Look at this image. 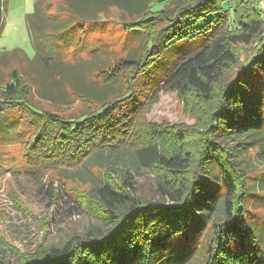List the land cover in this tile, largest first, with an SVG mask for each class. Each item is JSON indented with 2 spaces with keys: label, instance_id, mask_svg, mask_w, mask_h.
<instances>
[{
  "label": "trees",
  "instance_id": "obj_1",
  "mask_svg": "<svg viewBox=\"0 0 264 264\" xmlns=\"http://www.w3.org/2000/svg\"><path fill=\"white\" fill-rule=\"evenodd\" d=\"M3 4L0 0V31ZM257 5L259 0L34 1L26 21L34 62L46 73L41 72L40 81L55 79L63 91L72 88L97 108L71 120L42 111L30 99L27 80L11 70L9 81L0 82V119L9 110L35 115L39 122L26 148L32 158L64 155L73 162L76 150H83L87 157L90 153L85 163L94 168L93 161L105 153L113 156L108 135L119 142L121 135L130 138L127 121L137 116L140 102L154 103L160 92L174 91L182 98L192 93L213 105L193 153L167 156L155 144L113 150L128 163L118 160L122 169L159 166L175 174L165 184L158 182L159 198L132 195L129 170L123 171L119 187L104 176L89 195L100 207L105 231L73 235L59 246L17 257L16 264H182L207 226L198 264H264L257 231L244 213L247 171L240 163L245 158L235 154L256 142L264 153V18ZM112 8L120 11L130 41L124 54L109 63L110 78L96 86L100 80L84 76L89 66L68 64L57 57V48L77 33L104 25L101 17ZM191 41L194 45L186 46ZM254 41L250 56L240 61L232 46ZM96 62L91 63L94 71L104 67ZM73 66L86 68L73 73ZM63 91L55 90L60 96ZM218 208L219 220L214 218ZM0 264H6L1 257Z\"/></svg>",
  "mask_w": 264,
  "mask_h": 264
},
{
  "label": "rangeland",
  "instance_id": "obj_2",
  "mask_svg": "<svg viewBox=\"0 0 264 264\" xmlns=\"http://www.w3.org/2000/svg\"><path fill=\"white\" fill-rule=\"evenodd\" d=\"M34 1L4 0V19L0 31V82L9 81V73L14 69L30 84V99L40 110L55 112L70 120L94 111L97 105L75 93L72 88L63 91L62 85L55 83V79L46 81L44 78L40 81L43 79L41 72L46 73L34 62V48L26 21L27 14L33 11ZM257 8L264 18V9L258 5ZM119 17V10L110 9L101 17L105 21L104 25L94 26L86 34L77 33L68 38V43L57 48V57L68 60V64H86L90 67L84 75L88 76L87 80L90 77L98 79L100 81L96 86H103L102 82L111 76L109 63L113 57L124 54L130 41L129 28ZM256 43L250 44L252 46L239 43L232 48L239 60L243 61L250 56L251 48ZM192 45L194 41L186 46ZM92 48H96L93 51L95 56L90 58ZM93 61L104 67L94 71ZM82 67L73 66L71 71L75 73ZM34 80L38 83L34 84ZM88 83L93 87L91 82ZM57 88L58 92L63 91L62 96L55 92ZM95 89L102 90L104 87ZM140 104L137 116L127 121L131 127L128 133L130 138L126 134L125 137L121 135L122 142H119L117 136L108 135V138H113L109 143L113 146L108 149L113 152V156L109 158L105 153V157L103 155L100 160L93 161L94 168L92 163H85L90 153L87 157L83 150H76L78 159L73 162L64 155L50 157L49 161H46L47 157L41 160L32 158L30 150L26 148L31 145L33 128L39 122L34 114L27 117L9 110L0 119V257L6 264H16L19 256L59 246L73 235L89 233L95 236L104 232L106 225L99 218L100 207L89 195L91 188L99 184L104 176H108L110 182L119 187L123 171L129 170V180L132 182L129 190L132 195L152 200L159 198L158 182L165 184L164 181L175 177V174L159 166L135 168L132 165V168L122 169L123 166L116 163H121L118 162L121 158L124 162L126 160L113 150L118 147L117 150L122 153L120 146L130 149L155 144L167 156L193 153L197 146L198 130L203 127L213 104L192 93L182 98L174 91L160 92L156 102ZM247 146L246 149L236 150L235 154L245 158L240 165L247 171L243 172L246 174V188L251 194L247 192L245 196L248 206L244 213L246 220L257 231L264 260V153L257 142L256 146ZM106 166L112 167L105 170ZM214 215L215 219L221 218L219 208L214 211ZM209 232L210 226H207L203 238L198 240V244L194 243L197 247L182 264H198L201 261Z\"/></svg>",
  "mask_w": 264,
  "mask_h": 264
},
{
  "label": "built area",
  "instance_id": "obj_3",
  "mask_svg": "<svg viewBox=\"0 0 264 264\" xmlns=\"http://www.w3.org/2000/svg\"><path fill=\"white\" fill-rule=\"evenodd\" d=\"M260 7L264 9V0H259ZM264 11V10H263Z\"/></svg>",
  "mask_w": 264,
  "mask_h": 264
}]
</instances>
